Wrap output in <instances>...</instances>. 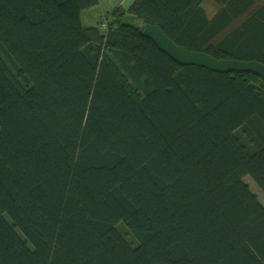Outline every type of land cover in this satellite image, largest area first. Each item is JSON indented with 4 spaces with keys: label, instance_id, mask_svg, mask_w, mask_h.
<instances>
[{
    "label": "trees",
    "instance_id": "16d2710c",
    "mask_svg": "<svg viewBox=\"0 0 264 264\" xmlns=\"http://www.w3.org/2000/svg\"><path fill=\"white\" fill-rule=\"evenodd\" d=\"M205 1L0 0V264H264L262 83L124 21L264 63V0Z\"/></svg>",
    "mask_w": 264,
    "mask_h": 264
},
{
    "label": "water",
    "instance_id": "95a60500",
    "mask_svg": "<svg viewBox=\"0 0 264 264\" xmlns=\"http://www.w3.org/2000/svg\"><path fill=\"white\" fill-rule=\"evenodd\" d=\"M140 32L181 65H193L219 73H251L264 79V63L252 60L217 59L205 52L190 51L176 44L156 24L144 23Z\"/></svg>",
    "mask_w": 264,
    "mask_h": 264
},
{
    "label": "rangeland",
    "instance_id": "374dc122",
    "mask_svg": "<svg viewBox=\"0 0 264 264\" xmlns=\"http://www.w3.org/2000/svg\"><path fill=\"white\" fill-rule=\"evenodd\" d=\"M133 1L134 0H100V3L98 5L84 10L83 24L86 26L99 24L102 28V25L99 22L107 12H112L118 6H123L125 10L127 11ZM205 8L208 11V13L212 15L217 10L218 6L212 0H206ZM124 21L133 23L136 25H142L141 22L135 16L130 15L129 13L125 15ZM0 65L5 69V71H7L9 75L12 76L8 68L5 66L4 63H2L1 60H0ZM262 80L263 79L260 76H254L252 78L253 82L258 83L260 81L262 83L261 90L264 93V82H262ZM17 85L20 86L19 83H17ZM242 156L244 157L243 154ZM251 186H252V189L258 194L260 199L264 201V194L258 189V187L252 182H251Z\"/></svg>",
    "mask_w": 264,
    "mask_h": 264
}]
</instances>
